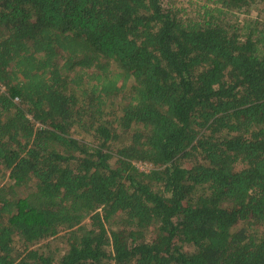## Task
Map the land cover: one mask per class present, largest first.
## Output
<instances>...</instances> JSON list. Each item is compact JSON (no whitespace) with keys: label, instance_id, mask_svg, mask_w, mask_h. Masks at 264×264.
<instances>
[{"label":"trees","instance_id":"1","mask_svg":"<svg viewBox=\"0 0 264 264\" xmlns=\"http://www.w3.org/2000/svg\"><path fill=\"white\" fill-rule=\"evenodd\" d=\"M205 1L0 0V264H264V0Z\"/></svg>","mask_w":264,"mask_h":264},{"label":"rangeland","instance_id":"2","mask_svg":"<svg viewBox=\"0 0 264 264\" xmlns=\"http://www.w3.org/2000/svg\"><path fill=\"white\" fill-rule=\"evenodd\" d=\"M165 6L174 7L177 9H181V11L185 14V16L195 17L198 11L202 10L204 5L206 4L205 0H164ZM263 3L257 2L254 3L251 8H246L241 11H235L234 13L230 14V19L234 21H244L246 19H259L262 20L264 18L262 14ZM138 166L142 170H149L151 167L149 164H138ZM9 184L13 182V179L8 176L7 180L5 181Z\"/></svg>","mask_w":264,"mask_h":264},{"label":"built area","instance_id":"3","mask_svg":"<svg viewBox=\"0 0 264 264\" xmlns=\"http://www.w3.org/2000/svg\"><path fill=\"white\" fill-rule=\"evenodd\" d=\"M0 88L3 90L4 89V87L0 84Z\"/></svg>","mask_w":264,"mask_h":264}]
</instances>
